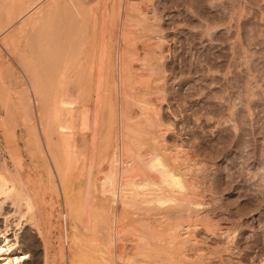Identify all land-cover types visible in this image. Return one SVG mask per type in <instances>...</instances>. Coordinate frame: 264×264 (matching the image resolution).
Returning <instances> with one entry per match:
<instances>
[{
  "label": "rangeland",
  "instance_id": "obj_1",
  "mask_svg": "<svg viewBox=\"0 0 264 264\" xmlns=\"http://www.w3.org/2000/svg\"><path fill=\"white\" fill-rule=\"evenodd\" d=\"M49 1L53 0L45 3ZM144 2V13L133 15L135 19L130 23L133 27L129 49L135 57L129 66L146 85L142 81L143 89L130 93L133 99L129 101V116L135 123L146 122L141 123L145 129L158 131L156 136L137 138L134 147L141 148L139 151L144 155L152 149L161 153L187 184L193 185L187 192L199 200L201 206L197 212L209 217L212 223L231 225L235 230L233 241L243 239L235 250L240 260L222 254L224 264H264V0ZM16 29L14 26L3 35L13 37L9 46L12 53L5 51L0 43V92L5 96L3 101L0 97V117L14 119L22 157L19 172L31 192L0 198V233L5 232L18 251L27 254L23 264H68V247L60 236L64 200L58 177L66 172L69 198L74 199L83 194L80 191L86 184L85 172L78 161L72 160V164L61 158L54 163L32 143L25 144L29 124L23 119L20 105L31 106L35 124L38 122L35 97L29 91L26 93L24 74L30 66L39 68L41 61L24 66L17 59L19 55L30 59L32 51L38 56L39 50L35 31L28 29L16 35ZM117 47L118 53L124 50L123 44ZM43 119L45 123L47 116ZM101 121L110 122L106 117ZM110 124L111 129L104 132L119 131L118 123ZM1 134L0 131V174L6 177L11 162ZM118 142L121 146L128 144L124 139ZM55 147L61 153L62 146L55 143ZM98 148L101 154L105 146ZM100 159V155L96 157ZM107 168L108 163H103L101 169L107 171ZM94 177L99 179L97 171ZM52 186L55 191L51 190ZM92 196L93 206L98 209L95 225L101 230V237L105 238L100 223L105 216L101 218L100 213L110 209L120 217L119 226L129 233L113 247V253L132 257L134 245L125 239L143 230L140 206H131L134 210L121 209L118 203H110L107 194L104 197L97 191ZM179 210L166 211L168 218L163 220L166 227L186 222L187 217ZM174 214L180 219H175ZM67 223L68 228L75 225L68 215ZM247 246L252 250H247ZM92 250L96 254H91L90 264H102L107 258L103 244ZM209 252L210 260L201 264H220L213 259L216 254Z\"/></svg>",
  "mask_w": 264,
  "mask_h": 264
},
{
  "label": "bare ground",
  "instance_id": "obj_2",
  "mask_svg": "<svg viewBox=\"0 0 264 264\" xmlns=\"http://www.w3.org/2000/svg\"><path fill=\"white\" fill-rule=\"evenodd\" d=\"M45 1L0 0V43L5 51L12 53L9 46L13 37H4L5 33L14 26H17L16 35L28 29L36 32L39 55L35 56L32 51L30 59L25 60L20 55L17 58L24 66H30L27 63L31 61L42 62L39 68L30 66V69H25L26 93L29 91L35 97L38 122L36 125L31 106L21 104L23 119L29 124V137L25 144L35 145L54 163L61 158L69 162L78 161L85 172V187L79 189L83 194L74 199L69 198L66 172L58 177L64 200V211L60 212V236L68 247L67 263L90 264V256L95 253L92 249L100 244L107 251L102 264H201L209 259V251L216 254L212 255L213 259L220 264L225 262L222 254L239 261L240 255L235 250L243 239L233 241L235 230L231 225L212 223L209 217L204 218L197 212L201 204L196 196L187 192L193 185H188L161 153L152 149L144 155L139 151L141 148L136 150L134 147V140L156 136L158 131L145 129L141 125L143 120L135 123L129 116V101L133 99L130 93L143 89L141 84L144 81L129 66L135 57L129 49L132 44L130 28L133 27L130 23L133 15L144 13V0ZM120 44L124 50L118 53L116 49ZM0 97L5 100L3 92H0ZM45 115L47 121L44 123ZM104 117L113 124L118 123L119 131L104 132L111 129L110 122L101 121ZM136 125L137 128L134 127ZM14 129L13 118L0 117V131L11 162L6 177L0 174V198L31 192L27 180L22 179V173L20 175L22 157ZM123 139L128 143L125 146L118 142ZM55 143L62 146L61 153L58 151L60 154L54 149ZM100 145L105 146L101 154L98 152ZM99 155L101 159L96 160ZM103 163H108L107 171L101 169ZM95 171L100 175L99 179L94 177ZM51 190L55 191V187L52 186ZM97 191L104 197L105 194L110 196V203H118L121 209L135 204L140 206L143 230L135 231L131 238L125 239L134 245L132 257L113 253V247L129 233L119 226L120 217L110 209L100 213L101 218L105 216L100 221L105 238L101 237L103 234L95 225L98 209L94 208L92 201V192ZM178 208L187 217L186 222L166 227L163 221L168 218L166 211ZM67 215L70 222H75L72 228H68ZM178 217L176 214L175 219ZM246 249L252 250L251 246ZM27 259V254L18 251L16 243H12L5 232L0 233V264H23ZM130 259L134 262H129Z\"/></svg>",
  "mask_w": 264,
  "mask_h": 264
}]
</instances>
